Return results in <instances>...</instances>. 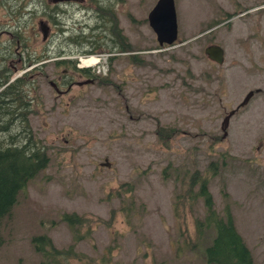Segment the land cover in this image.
<instances>
[{"label":"rangeland","instance_id":"1","mask_svg":"<svg viewBox=\"0 0 264 264\" xmlns=\"http://www.w3.org/2000/svg\"><path fill=\"white\" fill-rule=\"evenodd\" d=\"M156 1L0 0L1 68L13 79L32 68L31 51L43 56L24 94L40 102L29 128L48 156L3 221L0 264L40 263L32 238L43 234L59 249L74 245L72 264H208L211 233L195 231L204 204L187 192L196 171L218 213L228 206L252 264H264V95L231 118L223 139L221 131L254 87L246 71L252 53L264 56V0H174L178 39L162 48L147 19ZM7 6H24L20 20ZM99 15L116 19L129 45L111 62ZM211 43L223 48V64L204 54ZM80 56L99 59L95 81L59 96L49 84L63 67L56 62L80 69ZM64 213L86 220L77 240Z\"/></svg>","mask_w":264,"mask_h":264},{"label":"trees","instance_id":"2","mask_svg":"<svg viewBox=\"0 0 264 264\" xmlns=\"http://www.w3.org/2000/svg\"><path fill=\"white\" fill-rule=\"evenodd\" d=\"M7 8L20 20L24 6H7ZM105 10L107 7H103L101 11ZM47 16L49 17V15ZM50 18L53 20L54 15L52 14ZM99 18L107 22L106 25H103L108 31V33L105 31V40L109 41V43H105L107 46L105 53L128 50L129 45L126 43V37L121 35L117 20L112 16L110 18V15L108 17L99 15ZM17 30H20L19 26H16L15 31L17 32ZM117 39L121 41L119 45ZM92 40L90 43H93ZM89 51H93V49H89ZM33 52L29 53L30 58L27 59L26 66L38 63L43 58V56L37 57ZM113 57L114 55H108L107 59L111 62ZM56 63L57 65L67 64L65 60H58ZM80 70L85 76H90L89 69ZM10 77L9 71L0 66V245L4 240L3 221L10 217L19 192L24 190L28 181L48 164V156L44 152V147L38 144L29 128L28 115L40 102L37 101V98L33 102V97L24 94V91L34 90V81H31L27 74H23L5 86ZM22 113L23 117H21ZM21 125V132L16 130L12 132L13 128L16 127L18 130ZM5 137L9 138L8 145L4 143L3 138ZM215 166H217V162L209 164L210 169ZM188 186L187 192L190 195L188 199L201 198L205 208L203 217L195 220V231L198 236H206V233H211L209 244L207 243L208 245L203 251L205 261L208 264H252L251 251L238 232L228 206L225 207L222 215L216 210L213 196L208 187V180L201 177L200 173L196 171L190 176ZM194 188L196 189L194 190ZM63 218L69 225L74 239L77 240L75 228L82 227L86 220L75 213H64ZM32 243L35 250L43 257L38 264H72L70 259L78 258L73 244L66 249H59L54 246L51 238L44 234L34 236Z\"/></svg>","mask_w":264,"mask_h":264},{"label":"water","instance_id":"3","mask_svg":"<svg viewBox=\"0 0 264 264\" xmlns=\"http://www.w3.org/2000/svg\"><path fill=\"white\" fill-rule=\"evenodd\" d=\"M49 3L56 4L58 2L65 1H83V0H47ZM148 23L156 35V40L159 46L172 45L178 39V26L176 18V10L174 0H157L154 6L151 8L147 15ZM38 28L41 31L43 40L47 39L49 34V25L44 20L38 22ZM204 54L213 62L222 64L224 62V50L216 43H211L204 48ZM93 79H87L78 84L93 83ZM59 94L58 89H55ZM253 94L250 91L240 105L247 102L249 97ZM233 113L229 112L225 116L222 130L224 132L223 137L226 135V128L228 124V118Z\"/></svg>","mask_w":264,"mask_h":264},{"label":"flooded vegetation","instance_id":"4","mask_svg":"<svg viewBox=\"0 0 264 264\" xmlns=\"http://www.w3.org/2000/svg\"><path fill=\"white\" fill-rule=\"evenodd\" d=\"M66 2H72V1L58 2L56 4H61V3L63 4ZM59 6L57 7V10H59ZM256 8H259V7H256ZM60 13H61V11H58V13L55 16V17H57V23H61L60 19L58 18V16H60ZM64 52L65 51H63L62 53H64ZM261 55L262 54H258L257 56H255V53H252L253 59H251L250 62L248 63V70L246 71L248 76L250 75L252 77L254 75L256 77V80H255V83H253L254 87L252 89L248 90L247 93L245 94V96L250 91H253V94L249 97V99L247 100V102L245 104L240 105V103L243 101L242 100L234 108H231L227 114L224 115V118H225V116L228 115L229 112L233 111V113L228 118L227 128H228L230 120L233 116H235L237 113H239L240 110L243 109L244 107H246L247 109L252 108V106L256 102V100H258L261 95H264V66H262V64L260 63V62L263 63L264 56L262 57ZM66 62H67V64L62 65L63 67L61 68V72L59 73V75H57L54 80L49 81V84L52 86V88L54 90L58 89V91H59L58 95L59 96H63L64 94L69 93L74 86L83 87V86L88 85V84H93V83L78 84V82H82V81L87 80V79H93L95 81L94 76H97V75H94L92 73L93 70L91 68L89 69V71H91L90 76L86 77V76H84L83 73H81L82 72L81 70H79L78 68H76L72 65V61L68 60ZM254 63L258 66H261V67L259 68ZM219 65H221V64H219ZM80 77H86V79L79 80L78 78H80ZM262 109L263 108H261L260 110H262ZM224 118L221 122V131L223 134H224V132L222 130V125H223ZM227 128H226L225 137L228 134ZM223 134H222V139L224 138Z\"/></svg>","mask_w":264,"mask_h":264},{"label":"bare ground","instance_id":"5","mask_svg":"<svg viewBox=\"0 0 264 264\" xmlns=\"http://www.w3.org/2000/svg\"><path fill=\"white\" fill-rule=\"evenodd\" d=\"M98 58L94 56H90L88 58H81L80 63L81 66H92L95 65L98 62Z\"/></svg>","mask_w":264,"mask_h":264}]
</instances>
